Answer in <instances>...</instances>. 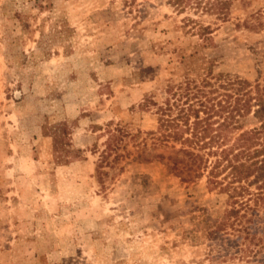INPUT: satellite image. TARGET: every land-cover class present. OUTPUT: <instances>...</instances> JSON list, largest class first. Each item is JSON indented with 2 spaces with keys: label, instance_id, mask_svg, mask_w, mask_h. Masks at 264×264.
I'll return each mask as SVG.
<instances>
[{
  "label": "rangeland",
  "instance_id": "obj_1",
  "mask_svg": "<svg viewBox=\"0 0 264 264\" xmlns=\"http://www.w3.org/2000/svg\"><path fill=\"white\" fill-rule=\"evenodd\" d=\"M211 2L0 0V264H264V201L239 222L162 138L198 108L173 73L191 26L215 73L264 77V0Z\"/></svg>",
  "mask_w": 264,
  "mask_h": 264
},
{
  "label": "trees",
  "instance_id": "obj_2",
  "mask_svg": "<svg viewBox=\"0 0 264 264\" xmlns=\"http://www.w3.org/2000/svg\"><path fill=\"white\" fill-rule=\"evenodd\" d=\"M214 1L212 6L224 3ZM191 27L201 41L189 52H175L173 73H179L174 80L178 91L193 90V105L198 108L184 125L176 119L167 120L162 138L179 144L172 157L173 167L191 173L189 179L206 172L210 188L218 187L237 202L238 221L243 217L251 221L247 215H253L264 201V77L252 82L227 72L215 73L212 60L201 51L209 46L210 25ZM151 97L147 99L151 101ZM49 129L45 134L52 138L57 162H68L78 155L66 144L61 127ZM230 132H236L234 139ZM247 229L241 225L238 231Z\"/></svg>",
  "mask_w": 264,
  "mask_h": 264
}]
</instances>
